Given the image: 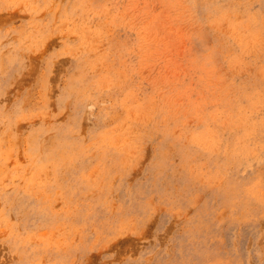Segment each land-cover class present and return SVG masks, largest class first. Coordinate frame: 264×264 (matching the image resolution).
<instances>
[{
    "label": "rangeland",
    "instance_id": "rangeland-1",
    "mask_svg": "<svg viewBox=\"0 0 264 264\" xmlns=\"http://www.w3.org/2000/svg\"><path fill=\"white\" fill-rule=\"evenodd\" d=\"M0 264H264V0H0Z\"/></svg>",
    "mask_w": 264,
    "mask_h": 264
}]
</instances>
